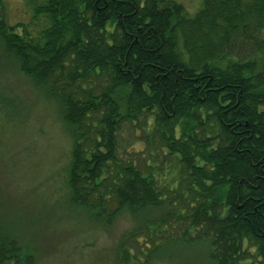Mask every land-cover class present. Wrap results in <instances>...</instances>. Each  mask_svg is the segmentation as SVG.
I'll use <instances>...</instances> for the list:
<instances>
[{
	"label": "trees",
	"instance_id": "1",
	"mask_svg": "<svg viewBox=\"0 0 264 264\" xmlns=\"http://www.w3.org/2000/svg\"><path fill=\"white\" fill-rule=\"evenodd\" d=\"M24 1L31 21L12 24L0 0V63L59 105L71 154L58 226L129 222L110 264H264V52H228L264 29V0H202L193 17L171 0ZM129 122L179 162L166 184L121 155ZM25 214L0 208V264L38 263L42 224Z\"/></svg>",
	"mask_w": 264,
	"mask_h": 264
},
{
	"label": "rangeland",
	"instance_id": "2",
	"mask_svg": "<svg viewBox=\"0 0 264 264\" xmlns=\"http://www.w3.org/2000/svg\"><path fill=\"white\" fill-rule=\"evenodd\" d=\"M171 1L181 4L191 17L200 10L202 2ZM5 7L12 24L29 23L32 19V11L24 0H5ZM232 38L228 52L236 62H248L264 52V29L249 35L239 33ZM35 85L9 63H0V100L10 99L11 90L20 95L18 110L12 111L0 103V208L26 213L30 221L42 224L37 264H110L113 247L129 222L120 220L107 232L96 230L85 235L58 226L62 216L57 215L59 207L53 202L62 194L71 144L64 123L57 117V100L37 92ZM96 118L101 119V115ZM118 145L121 155L137 159L142 170L145 165L157 168L158 172L154 173L161 184L168 182L161 176L171 178L173 172L181 169L176 159L160 149L161 137L139 123L121 126Z\"/></svg>",
	"mask_w": 264,
	"mask_h": 264
}]
</instances>
